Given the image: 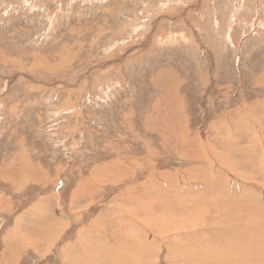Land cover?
Instances as JSON below:
<instances>
[{"label":"rangeland","instance_id":"obj_1","mask_svg":"<svg viewBox=\"0 0 264 264\" xmlns=\"http://www.w3.org/2000/svg\"><path fill=\"white\" fill-rule=\"evenodd\" d=\"M132 187L139 264H264V0H0V264H104Z\"/></svg>","mask_w":264,"mask_h":264},{"label":"bare ground","instance_id":"obj_2","mask_svg":"<svg viewBox=\"0 0 264 264\" xmlns=\"http://www.w3.org/2000/svg\"><path fill=\"white\" fill-rule=\"evenodd\" d=\"M160 73V74H159ZM158 74H159V76H158V78H156L155 79V83H157V84H159L158 83V81L160 80V81H162V82H164V80L167 82V81H169L170 79H171V77H170V75L172 76L173 74L171 73V72H168V73H165L164 74V72H159ZM163 84V83H162ZM172 85L174 86V84L172 83ZM163 87V86H162ZM170 87V86H169ZM169 89V88H168ZM173 90V89H172ZM179 95V94H178ZM166 96V95H165ZM175 99V98H174ZM162 101H165L166 102V104H167V99H164V100H162ZM169 101H171V103L172 102H174V100H169ZM169 104V106H170V102H168ZM167 106V105H166ZM174 107V106H173ZM171 108H172V106H171ZM170 109V108H169ZM178 113V112H177ZM175 117V116H174ZM150 118H152L151 116L150 117H148V120L150 119ZM180 118V116L178 115V119ZM175 119H177V117L175 118ZM175 121H177V120H175ZM169 122V121H168ZM178 122V121H177ZM148 126V125H147ZM153 126V125H152ZM119 159V158H118ZM116 162V164H117V162H118V165H117V168L119 169V168H124V164H123V162H121V160H116L115 161ZM131 169V168H130ZM151 177L149 176V178L148 179H150ZM152 179V178H151ZM147 185L146 184H141V186L140 187H144V190H149L150 189V186H147L149 189H147V187H146ZM136 187V186H135ZM128 189V188H127ZM137 189V188H136ZM136 189L134 188V187H132L131 188V192H129V189L127 190V191H124L123 193H121V196L122 197H127V198H129L130 197V200H131V196H132V198L135 196V197H137L135 194H133L134 193V191H136ZM157 188H155V190H156ZM167 189V188H166ZM126 190V189H125ZM138 190V189H137ZM129 192V193H128ZM164 192H166L167 193V191L166 190H164ZM136 201L139 203V201H140V204L142 205V204H144V206L142 205V210H140V211H137L136 209H134L133 207H130L127 211H128V217L126 218L122 213H118V212H115L114 211V213H111V216L109 217V219H111V217L113 218H117V220H115L114 219V221H113V224L111 225V227H112V229H111V231L112 232H109V233H104L105 232V230L106 229H104V232H101V234L98 232V234L96 235V236H94L96 239H93V240H96L97 241V245L98 246H100V247H98L97 245H96V247H97V249H93L92 248V245L90 246V248L89 249H87V246H86V249H87V251L88 252H94V253H100V252H102V251H104L105 249V252H104V254L102 253V255H105V258H104V261H103V263L104 264H108V255H110L111 253H113L114 251H116L117 253H116V255L118 256V258H119V260H121V261H123V256L124 257H126L127 258V263L128 264H139V258L141 257L139 254H137L135 251H134V249L131 247V246H128V245H132V246H134V244L133 243H127L128 245H126L125 244V242H122V243H120L119 242V240H117L116 239V233L114 232V229H119L120 230V228L123 230V231H126V235L127 236H130V235H136V236H138L139 238H140V246L141 247H139V249H140V251H141V249L142 250H145L144 249V247H146V244H145V241H143L142 239L143 238H141V236L140 235H138L139 234V231H141V230H143L144 228H142L140 225H136L135 224V222H136V220H138V221H141L142 219L144 220V218L142 217V216H144V214L145 215H147V214H149L150 213V209H151V205H150V203L149 202H143V201H141V200H139V198L137 197V199H136ZM146 201V200H145ZM137 204V203H136ZM141 205H138L139 207L141 206ZM112 209V208H111ZM140 209H141V207H140ZM109 210V209H108ZM114 210V209H113ZM149 211V212H148ZM108 214V211L107 210H105V213H104V215H102L101 217V219L102 220H98L103 226H105V228H106V224H107V222H106V215ZM120 218V219H119ZM135 220V222L133 221V220ZM104 222L106 223V224H104ZM118 223L120 224V226H119V228L117 227L118 226ZM141 223V222H140ZM144 223V222H143ZM145 227L146 228H150L149 227V225H147V224H145ZM95 229V228H94ZM146 230V229H145ZM151 230V229H150ZM82 232V231H81ZM144 232V231H143ZM151 235H149V236H147L145 239L147 240V241H151V240H153V235H152V231H150L149 232ZM104 236H106V237H108V239H115V240H108V239H105L104 238ZM142 236H143V234H142ZM160 236V235H159ZM130 240H131V242H132V238H130ZM109 241H111L112 242V244H109L110 242ZM115 243H117L116 245H114ZM111 245V246H110ZM112 245H114L115 246V249L113 250V248H111L112 247ZM83 246V245H82ZM84 247V246H83ZM146 251V250H145ZM87 254V253H86ZM113 254H115V253H113ZM247 254V253H246ZM101 262H102V260H101ZM118 263H120V261H118Z\"/></svg>","mask_w":264,"mask_h":264},{"label":"crops","instance_id":"obj_3","mask_svg":"<svg viewBox=\"0 0 264 264\" xmlns=\"http://www.w3.org/2000/svg\"><path fill=\"white\" fill-rule=\"evenodd\" d=\"M12 251H14L13 249H11ZM11 250H9L8 248L6 249V251H5V255L7 254V251H10V255H9V253H8V255H7V257L4 259V260H6V262H8V264H17L18 263V261H16V259H12V257H13V254L11 255ZM14 253V252H13ZM3 258V256H1V259ZM3 260V259H2Z\"/></svg>","mask_w":264,"mask_h":264}]
</instances>
